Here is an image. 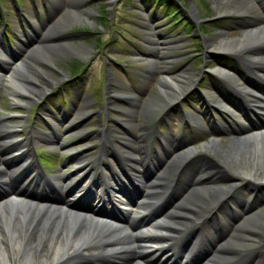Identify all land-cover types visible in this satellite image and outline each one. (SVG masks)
I'll return each mask as SVG.
<instances>
[{"label": "rangeland", "instance_id": "rangeland-1", "mask_svg": "<svg viewBox=\"0 0 264 264\" xmlns=\"http://www.w3.org/2000/svg\"><path fill=\"white\" fill-rule=\"evenodd\" d=\"M0 2V30L3 16L10 25L7 26L8 36L2 34L0 43V125H13L15 130L9 133L13 135L8 139L18 136L17 146L22 138H29L25 148L30 152L34 149L35 156L27 155L31 157L35 170L48 178L54 189L50 194L37 186H26L22 190L60 199L61 186L53 177L69 171L72 167L68 166L72 165L73 159L67 155L63 161L64 146L75 147L89 157L92 167L96 165L98 170L97 154L101 151L100 145L105 144V139H100L101 134L127 142L132 139L131 135L136 137L140 134L143 125L148 134L164 140L179 136L177 143L168 140L162 149L150 144L146 146L149 151V159L143 167L146 174L152 170L155 172L171 149L193 142L196 153L190 164L188 161V166L197 164L209 168L218 161L219 167L223 166L225 170L217 168L213 172L217 178L213 174L211 177L222 181L230 173H238L237 167L248 166L255 173L253 178L260 179L264 168V142L261 143L260 160L252 161L249 158L251 145L237 141V145L231 148V136L245 135L249 130L262 127L264 110L255 108V111L248 110V115H243L239 105H236L238 110L232 104L220 105L221 102L215 100L216 93L212 92L208 102L216 105L211 106L203 100V94L215 88L218 76L221 78L218 69H227L221 55L232 58L240 71L246 74L245 69L238 66L235 53L221 49L218 38L237 37L246 24L253 26L264 22V0H170L167 4L177 3L182 17L188 20L186 27L177 21L170 24L172 16L165 18L167 13L162 4L167 0H20V8L16 11L12 0ZM11 26H16V33ZM35 48H47L50 61L42 63L38 55L33 58V66L43 71V74L35 76L38 86H48L62 74L67 77L40 102L36 101L37 94L31 98L11 96L13 87L7 83L9 72L25 61V56ZM241 55L244 57L245 53ZM73 72L75 74L70 76ZM180 75L184 79L180 78L183 83L180 82L179 91L170 97L162 94L159 86L162 78ZM242 84L244 81L240 79L238 85ZM122 98L127 99L126 103L121 102ZM172 99L175 103L169 104ZM146 105L155 109L143 117ZM116 106L122 111L115 110ZM71 123H77L76 127L70 129ZM45 138L59 142H44ZM212 138L220 145L210 150ZM49 143L55 147L49 148ZM116 143L123 147L120 142ZM6 149L10 151L13 147ZM214 150L220 154L221 158L217 155L220 160L214 158ZM36 156L40 162L36 161ZM160 172L161 169L157 174ZM17 177L11 176L7 186L0 185V196L15 188ZM98 178L101 179L99 175ZM241 180L244 182L243 177ZM183 182L179 186L176 184L167 199L154 206L152 212L168 207L178 198L189 179ZM260 189L264 190L263 187ZM260 202L249 200L243 202L240 209L226 210L223 215L225 223L216 224L211 235L222 239L231 230L239 234L234 229L237 221L243 212H263L264 205ZM137 210L133 206L130 212ZM261 230L264 228L258 229V233ZM198 231L197 228L195 233ZM174 235L168 241L170 247L178 243L177 234ZM122 236L125 243L131 244L129 246L140 244L137 242L136 245L131 235ZM93 250L103 252L105 248L100 243L93 245L92 249L87 248L88 253ZM131 255L133 257L128 251L119 257L108 258L126 264ZM92 259L97 262V258ZM89 261L86 259V263Z\"/></svg>", "mask_w": 264, "mask_h": 264}, {"label": "bare ground", "instance_id": "bare-ground-1", "mask_svg": "<svg viewBox=\"0 0 264 264\" xmlns=\"http://www.w3.org/2000/svg\"><path fill=\"white\" fill-rule=\"evenodd\" d=\"M261 22H257L253 26L246 24L237 37L220 36L218 38L221 49L235 53L238 66L243 67L246 72L253 73V75H257L262 70L264 71V65L251 66L257 60L264 61V53L255 55L257 51L261 50L264 52V48L260 47V44H264V22ZM47 51V48L31 50L25 56L26 60L20 62L18 67L9 72L7 83L13 87L10 91L11 96L31 98V96L33 97L34 94L41 91V87L34 80L35 76L43 74V71L33 66V58L38 55V59L42 63L50 62ZM241 53H245V56L242 57ZM218 72L224 79H232L234 77L233 73L228 71V69H218ZM44 74L47 75V72L44 71ZM180 78L184 79L182 75L175 78L163 77L159 84L162 94L170 97L172 93L177 92L176 90H178L182 80ZM250 85L258 84L246 82L239 86L238 93L246 97L248 101L253 102L256 108L264 110V86L258 85L260 89L253 92ZM158 106L162 105L158 103ZM154 109L153 106L146 105L142 116L146 117ZM76 124L71 123L68 127L73 129ZM12 126L0 125V140L3 141L0 143L1 152L12 144L10 143L12 139L8 140V137L13 135L9 133L15 130ZM28 140L29 138H23V142H28ZM231 140V148L237 145V141H244L250 144L252 152L249 157L250 160H260L259 153L263 145L261 143L264 142V125L247 131L245 135L231 136ZM212 141L213 144L211 147L209 146L210 150L213 149V146L220 145L218 140L215 141V138H212ZM195 148L194 145H184L175 152L174 156L160 168V174H156L149 182L148 190L144 192L140 200L136 201L134 205L139 208L138 214L143 218L149 208L165 194L176 179H189L182 196L172 203L163 214L150 219L143 218V221L135 228L127 224L120 225L119 222L112 218L93 211L79 210L70 205L71 199L85 197L84 193L90 192L89 194L94 196L98 185V183L96 184L90 180V185L88 183L85 188H76L78 179H76L77 175L74 172L89 164L88 158L77 155L78 152L75 153L74 167L71 172L74 176L73 179L76 180H68L65 183L63 197L59 202L40 201L39 199L29 198L17 191L6 192L0 197V264H7L11 261H17L22 264H85L82 260L77 261L75 259L77 255L75 254L88 253L86 251L88 247L93 248V244L101 241L102 246L107 251L104 254L119 256L121 253L131 251L133 257L128 264H166L160 260H153L152 256L155 253L164 254V252L168 253L167 255H171L174 252L176 246L170 249L167 243L171 233L178 231L179 237H181L193 230L191 216L198 213V211H203L200 213L202 220L206 218L204 214L211 213L215 209L218 211L220 206L224 205L226 198L231 195L229 189L235 180H240L238 179V173H244L245 175L255 174L248 166L244 168L237 167L238 173H230L224 181L213 179L211 177L213 172L217 168L222 169L223 167H219L220 163L218 161L209 168L201 167L197 164L191 167L187 165L188 161L194 156ZM214 152L216 153L214 158L220 160V154L215 150ZM176 162H178V170L173 177L168 178L167 173L170 172L168 169ZM33 168L34 165L30 161L27 168L23 169L20 179L21 183H27L28 181L30 183L31 181L40 182L42 180V178L30 175V171ZM260 174L259 180L264 182V168ZM63 177L66 178L65 176ZM58 178L62 179L61 176ZM116 178H119V176L116 175ZM8 179L9 176L7 174H0L1 184L7 183ZM108 188L110 191L118 193L116 189L110 187L109 183H105V187L95 194L93 200L107 203L110 199L124 209L129 207L128 200L122 201L119 195L117 197H109V199L105 198ZM204 207H207V209H204ZM240 226L245 229V232L248 233L247 235H254L256 229L264 227V211L248 214ZM123 230L130 232L133 241L140 244L132 247L120 242L118 234ZM261 238L264 239V235ZM72 251H74L72 254H68ZM94 252L96 251H92L90 254L95 255ZM216 259L217 256L212 254L201 264H210Z\"/></svg>", "mask_w": 264, "mask_h": 264}, {"label": "trees", "instance_id": "trees-1", "mask_svg": "<svg viewBox=\"0 0 264 264\" xmlns=\"http://www.w3.org/2000/svg\"><path fill=\"white\" fill-rule=\"evenodd\" d=\"M168 2H170V0H167V2H163V8L167 11V17L172 16L173 19L171 21V24L177 21L183 27L188 26V21L180 17V10L178 9L177 3L169 5L167 4ZM84 32L92 33L91 31L88 30H85Z\"/></svg>", "mask_w": 264, "mask_h": 264}]
</instances>
